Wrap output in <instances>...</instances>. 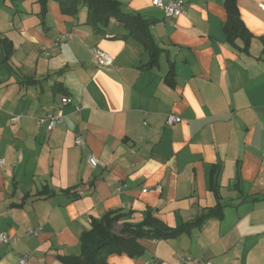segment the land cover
<instances>
[{
  "label": "crops",
  "instance_id": "crops-1",
  "mask_svg": "<svg viewBox=\"0 0 264 264\" xmlns=\"http://www.w3.org/2000/svg\"><path fill=\"white\" fill-rule=\"evenodd\" d=\"M121 2L154 20V64L134 37H114L126 32L115 18L101 34L86 7L70 15L49 1L41 15L37 0L0 3V30L15 45L11 69L0 71V233L17 236L0 243V264L20 254L65 264L110 210H133L123 220L137 222L155 209L176 228L218 204L220 217L174 238L140 239L142 256L111 254L108 264H179L185 255L264 264V0H237L253 36L247 49L227 40L225 0H184L175 19L151 0ZM64 33L71 38L56 43ZM96 47L112 65L99 66ZM65 96L73 100L62 107L65 122L37 125ZM170 114L182 120L170 124Z\"/></svg>",
  "mask_w": 264,
  "mask_h": 264
},
{
  "label": "trees",
  "instance_id": "trees-1",
  "mask_svg": "<svg viewBox=\"0 0 264 264\" xmlns=\"http://www.w3.org/2000/svg\"><path fill=\"white\" fill-rule=\"evenodd\" d=\"M3 0H0V3ZM41 6V15L46 13L49 1L59 3L63 13L77 15L82 7L87 8V23L95 32L106 34L115 18L126 30L125 33L115 34L114 37L132 36L138 40L151 56V65L154 64L158 49L150 32L152 18H146L140 13H126L122 10L121 0H37ZM227 20L223 25L227 40L236 44L241 39L245 49L250 44L252 34L244 24L237 0H225ZM14 42L0 30V71L10 70V59L14 52ZM22 205V204H17ZM221 205L208 209L196 219L171 228L155 216V209H147L142 212V219L137 222L124 221L131 217L133 210L122 211L110 210L101 218H94L91 228L81 236V251L78 255L65 256L62 258L65 264H108L111 254L125 253L130 257H140L145 253V247L139 242L140 239H169L189 232L195 226H202L205 221L214 216L222 215ZM122 223L119 232L115 231L117 224Z\"/></svg>",
  "mask_w": 264,
  "mask_h": 264
},
{
  "label": "built area",
  "instance_id": "built-area-1",
  "mask_svg": "<svg viewBox=\"0 0 264 264\" xmlns=\"http://www.w3.org/2000/svg\"><path fill=\"white\" fill-rule=\"evenodd\" d=\"M152 4L156 7H159L164 16L169 19H175L180 17L181 15L186 13L185 6H184V0H151ZM261 7L264 10V3L261 4ZM72 34L70 33H64L56 38V43H63L71 38ZM92 53L99 64V66H110L113 64V57L106 51L96 47L92 49ZM73 102L72 98L65 96L61 100V105L58 109L55 111H49L44 113L43 115L39 116L37 118V125L42 126L45 125L46 129L48 131L53 130L58 124L64 123L65 118L62 113V107L65 105H69ZM76 110L80 111L81 106L80 104L76 103ZM168 123L172 124L175 122H180L182 118L175 114H170L168 116ZM86 143V140L83 138L82 135H76L75 137V144L78 146H84ZM3 160L0 159V163H2ZM89 163L95 167L99 160L95 155H91L89 157ZM158 190H161V185H157L156 187ZM122 187H118V190H121ZM41 230V227L34 228L28 230L27 234H38ZM17 241V236L11 235L8 232L4 231L0 233V243L4 244H11L15 243ZM15 264H30V257L28 254H20L18 256V260ZM179 264H213L211 260H203L201 258H196L192 255H185L181 258V261Z\"/></svg>",
  "mask_w": 264,
  "mask_h": 264
},
{
  "label": "rangeland",
  "instance_id": "rangeland-1",
  "mask_svg": "<svg viewBox=\"0 0 264 264\" xmlns=\"http://www.w3.org/2000/svg\"><path fill=\"white\" fill-rule=\"evenodd\" d=\"M1 2H2V1H1ZM152 7H153L154 11H156V14L161 15V13H160V10H161V9H160L159 7H156V6H154L153 4H152ZM2 10H3V11H2V13H1V15L3 16L4 8H3ZM161 11H162V10H161ZM121 227H122V223L117 224L116 227H115V231H116V232H119L120 229H121Z\"/></svg>",
  "mask_w": 264,
  "mask_h": 264
}]
</instances>
